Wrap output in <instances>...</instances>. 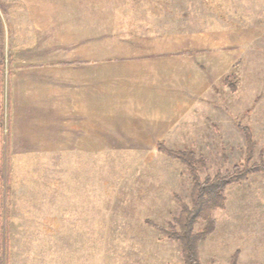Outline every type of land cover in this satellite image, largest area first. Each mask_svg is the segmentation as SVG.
I'll return each instance as SVG.
<instances>
[{
  "label": "rangeland",
  "instance_id": "rangeland-1",
  "mask_svg": "<svg viewBox=\"0 0 264 264\" xmlns=\"http://www.w3.org/2000/svg\"><path fill=\"white\" fill-rule=\"evenodd\" d=\"M15 1L0 0V264H184L179 242L154 225L177 226L192 178L158 142L95 156L13 152V55L28 53L30 41L29 30L16 36ZM118 16L147 33L195 35L198 52L210 39L227 42L235 59L162 140L167 147L193 149L205 160L200 177H213L243 160L246 125L257 142L253 161L264 160V0H127ZM239 35L245 44L237 55ZM224 195L200 243L201 261L230 264L238 252L237 264H264V172L227 185ZM204 226L200 220L196 230Z\"/></svg>",
  "mask_w": 264,
  "mask_h": 264
},
{
  "label": "crops",
  "instance_id": "crops-1",
  "mask_svg": "<svg viewBox=\"0 0 264 264\" xmlns=\"http://www.w3.org/2000/svg\"><path fill=\"white\" fill-rule=\"evenodd\" d=\"M126 5L127 0L14 2L16 36L29 30L30 37L29 52L13 55L15 154L150 149L235 62L226 41L210 39L198 52L190 44L195 35L139 31L128 17L119 18ZM243 44L239 35L237 55Z\"/></svg>",
  "mask_w": 264,
  "mask_h": 264
},
{
  "label": "trees",
  "instance_id": "trees-1",
  "mask_svg": "<svg viewBox=\"0 0 264 264\" xmlns=\"http://www.w3.org/2000/svg\"><path fill=\"white\" fill-rule=\"evenodd\" d=\"M230 75H227L223 82L233 90L235 82H232ZM2 125V121H1ZM245 136V155L241 162L234 165L232 170L215 176H207L205 179L200 177V166L204 164L203 156H198L190 148H169L164 141L157 143V150L170 158L176 159L186 165L192 178L191 202L190 204L180 200L181 210L175 218L177 226L167 228L155 224L161 232L165 233L170 239L179 242L184 264H203L199 255L201 241L215 228V218L212 217L214 210L224 208L225 195L224 189L227 185L248 179L250 175L257 172H264V160L253 161L257 142L253 131L249 126L240 125ZM204 220L205 226L201 230H196V224ZM1 245V241H0ZM1 249V246H0ZM236 252L230 264H237ZM209 264H220L211 262Z\"/></svg>",
  "mask_w": 264,
  "mask_h": 264
}]
</instances>
